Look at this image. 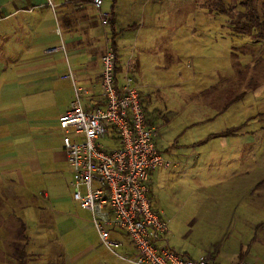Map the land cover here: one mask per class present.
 Instances as JSON below:
<instances>
[{
  "label": "rangeland",
  "instance_id": "1",
  "mask_svg": "<svg viewBox=\"0 0 264 264\" xmlns=\"http://www.w3.org/2000/svg\"><path fill=\"white\" fill-rule=\"evenodd\" d=\"M133 2L143 29L121 37L122 58L143 59L142 70L131 74L158 129L162 155L190 161L185 187L165 199L167 237L189 254L218 250L220 261L231 263L243 253L248 262L264 264V24L254 27V18L243 15L250 2L264 22V0ZM66 84L35 96L30 115L58 122L72 100ZM55 122L50 131L58 142L64 132ZM66 185L53 193L73 198ZM53 204L38 192L19 204L0 186V264H62L60 249L47 242L35 217ZM29 205L30 219L24 213ZM29 233L33 239L26 242Z\"/></svg>",
  "mask_w": 264,
  "mask_h": 264
},
{
  "label": "crops",
  "instance_id": "2",
  "mask_svg": "<svg viewBox=\"0 0 264 264\" xmlns=\"http://www.w3.org/2000/svg\"><path fill=\"white\" fill-rule=\"evenodd\" d=\"M133 1L105 0L103 9L111 12L112 18L109 26L104 27L97 19L91 0L82 3L70 0H0V186L6 188V193L19 204L26 200L28 194L33 196L37 192L46 199H52L54 204L50 210L40 207L35 211V217L46 228L43 231L50 237L47 242L56 243L60 249L62 264H131L136 250L126 235L118 232L112 233V237L121 242V248L116 253L106 249L91 212L83 209L71 196L64 197L62 191L53 193L61 183H67L66 186L72 190L67 155L62 140L57 142L51 136L50 129L55 121L30 115V106L35 108L32 104L35 96L42 99L46 92H54L52 86L60 81L69 82L66 87L72 94L71 102L75 88H79L88 91L93 101L100 104L101 58L109 45L108 40L112 34L117 35L118 65L123 69L126 62L122 58L125 53L120 47L121 37L133 31L140 34L143 29L140 22L144 23V20L137 10L139 4ZM132 59L133 71L142 70L143 59L139 56ZM67 80H73V83ZM55 125L61 131L57 121ZM9 145L11 152L4 154V147ZM163 158L170 165L151 174L149 198L156 210L166 214L165 199L168 194H178L185 187V177H190L185 174L190 161L183 157ZM65 201H72V204ZM29 209L31 205L24 206L28 219L33 216ZM31 221L28 220L25 226L29 228ZM40 231L38 229L36 233L40 234ZM24 237L26 242L33 239L31 233ZM167 242L173 251L193 259L211 255L215 264L248 261L242 253L231 263L221 262L218 250L189 254L188 248L169 237ZM50 246L53 248L52 244ZM250 262L258 264L253 260Z\"/></svg>",
  "mask_w": 264,
  "mask_h": 264
},
{
  "label": "built area",
  "instance_id": "3",
  "mask_svg": "<svg viewBox=\"0 0 264 264\" xmlns=\"http://www.w3.org/2000/svg\"><path fill=\"white\" fill-rule=\"evenodd\" d=\"M91 2L100 24L109 26L112 15L103 9L105 0ZM108 43L101 58L100 104L88 91L75 88L68 111L58 120L64 132L73 200L91 212L106 249L116 253L122 246L112 233L126 235L136 250L131 264H215L211 255L193 259L169 247L170 220L153 207L149 180L155 170L168 168L170 162L158 147V129L150 122L131 74L133 59H128L119 76L116 55Z\"/></svg>",
  "mask_w": 264,
  "mask_h": 264
},
{
  "label": "trees",
  "instance_id": "4",
  "mask_svg": "<svg viewBox=\"0 0 264 264\" xmlns=\"http://www.w3.org/2000/svg\"><path fill=\"white\" fill-rule=\"evenodd\" d=\"M70 1L73 2V3L88 2V0H70ZM245 6H246L245 9H247L248 11H246L245 14H243V15H246V14L248 15L249 14L252 17V19L254 18V21H250V24L251 25H253L255 27L256 24H258V23H263L264 24V22H260L259 21L258 16H257V10H256V8L254 6H252V3L246 2L245 3ZM111 15H112V13H111ZM245 26H248V24H245ZM116 38H117V35L114 34V36H113V34H112V37L110 39V43H111V47L113 48V50L115 52V55H116V60H117V73L120 74V72L122 71L121 70L122 68H120L119 65H118L119 56H118V49H117V45H116ZM25 227L26 226L23 225V227L21 228V231H24L25 230Z\"/></svg>",
  "mask_w": 264,
  "mask_h": 264
}]
</instances>
